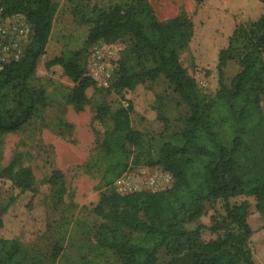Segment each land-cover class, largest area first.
I'll list each match as a JSON object with an SVG mask.
<instances>
[{
    "label": "trees",
    "instance_id": "obj_1",
    "mask_svg": "<svg viewBox=\"0 0 264 264\" xmlns=\"http://www.w3.org/2000/svg\"><path fill=\"white\" fill-rule=\"evenodd\" d=\"M56 11L55 0H0L2 16L24 15L33 29L19 59L0 61V136L20 129L46 103L45 91L31 79L46 51ZM82 18L88 23L83 46L69 48L46 63L60 65L74 82L67 100L77 110L88 102L86 90L94 83L82 53L99 39L122 36L132 43L119 60L115 89L132 90L146 79L164 75L189 109L172 138L156 141L133 127L131 105L113 110L105 104L97 106V116L109 115L112 122L101 141L112 175L110 190L101 192L94 207L104 219L98 229L100 246L119 257L120 264H158L161 248L175 264H257L249 243L252 236L264 232V13L236 25L219 50L218 87L210 93L180 60V51L193 34L186 14L162 21L148 0H118L93 5ZM232 59L240 70L226 82L225 67ZM139 165H161L173 175V184L125 193L112 188L115 178ZM1 174L12 178L21 191L35 182L30 165L16 168L11 162ZM251 195L262 221L258 228L248 221ZM14 201L12 196L0 206V226ZM216 201L224 209L226 229L215 239L203 240L202 226L190 229L187 223L205 212L206 203ZM52 256L56 258L58 251ZM28 261L15 238L0 236V264Z\"/></svg>",
    "mask_w": 264,
    "mask_h": 264
},
{
    "label": "rangeland",
    "instance_id": "obj_2",
    "mask_svg": "<svg viewBox=\"0 0 264 264\" xmlns=\"http://www.w3.org/2000/svg\"><path fill=\"white\" fill-rule=\"evenodd\" d=\"M55 1L57 11L50 39L31 79L34 86L45 91L46 103L39 106L20 129L0 136V170L14 162L16 168L30 165L35 174L32 188L25 191H21L12 178L0 175V206L15 197L14 203L2 215L0 236L15 238L29 258L28 264H120L121 259L102 248L97 240L104 219L94 212V207L101 192L110 190L108 181L112 177L101 147L104 132L112 122L109 115L97 116V106L105 104L113 110L131 105L133 127L156 141L172 138L183 126L189 109L164 75L155 80L146 79L132 90L115 89L119 60L132 43L130 37L122 36L99 39L82 53L87 74L93 77L94 83L86 90L88 102L77 110L67 100L74 82L60 65L47 67L46 63L69 48L83 46L88 23L82 15L93 5L107 6L118 0ZM148 1L162 21L178 14H186L191 19L193 34L181 49L180 60L206 93L218 87V52L227 45L236 25L255 20L264 13V0ZM0 20L2 29L7 30L4 40L7 44L11 42V52L24 50L33 34L26 17L0 14ZM23 23L29 24L30 35L26 41L16 30L26 26ZM16 42L22 48H14ZM239 70L238 61L229 60L225 81L230 82ZM107 74H110L107 82H101L100 77ZM261 106L264 110V99ZM142 169L146 171L141 173ZM129 170L134 183L147 190L163 189L174 181L173 175L161 165H139ZM55 171L58 174L52 176ZM153 171L159 180L150 186L146 177ZM51 176L55 178L52 183L49 181ZM114 182L112 188L116 189ZM236 200L232 198L233 202ZM247 201L248 221L258 228L262 221L257 215L255 197L248 196ZM224 219L221 203L209 202L205 212L187 223V227L202 226L201 239H215L226 229ZM213 226L218 228L213 229ZM249 244L254 261L264 264V232L252 236ZM55 251L58 256L53 258ZM158 264H175L165 248L158 253Z\"/></svg>",
    "mask_w": 264,
    "mask_h": 264
},
{
    "label": "built area",
    "instance_id": "obj_3",
    "mask_svg": "<svg viewBox=\"0 0 264 264\" xmlns=\"http://www.w3.org/2000/svg\"><path fill=\"white\" fill-rule=\"evenodd\" d=\"M3 23L0 20V61L2 62H6V61H11V60H15V59H19L22 55V51L20 52H11L10 50V43H6L4 38L8 35L7 30L6 29H2L1 25ZM23 25L26 26H21L19 28H16V30H18V33L20 35L23 36L22 40L26 41L28 40V37L30 35L29 32V24L27 23H23ZM13 45V44H12ZM21 47L20 43L16 42L14 48L16 47ZM25 48V47H24ZM11 52V53H10ZM110 76V74H107L105 76L100 77V81L106 83L108 77ZM130 170L128 169L127 171H125L122 175L118 176L114 182L115 185V190L120 192V193H125V192H130V191H134V190H142L145 189L142 186H140L138 183L135 184L134 180L132 179L131 173L129 172ZM146 170L142 169L141 173H144ZM159 178L157 176L156 173L153 172H149L147 177H146V182L151 186L154 185L158 182ZM147 190V189H146Z\"/></svg>",
    "mask_w": 264,
    "mask_h": 264
}]
</instances>
